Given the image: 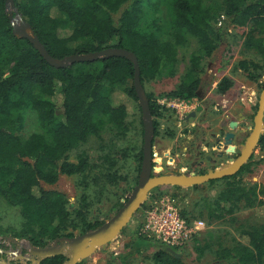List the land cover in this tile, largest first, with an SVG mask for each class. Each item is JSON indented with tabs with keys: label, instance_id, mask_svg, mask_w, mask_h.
<instances>
[{
	"label": "trees",
	"instance_id": "trees-1",
	"mask_svg": "<svg viewBox=\"0 0 264 264\" xmlns=\"http://www.w3.org/2000/svg\"><path fill=\"white\" fill-rule=\"evenodd\" d=\"M7 1L0 0V200L17 208L22 217L19 229H9L14 238L26 239L42 249L58 239L74 238L76 232L83 235L95 231L109 220L110 217L101 220L93 216L91 206L103 196L107 185L127 179L120 174L123 167L120 161L129 156L128 150L116 152L114 156L108 153L100 158L102 163L96 162L95 166L85 151L77 154L75 161L71 160V155L94 139L102 140L104 133L125 138L133 103L138 110L141 108L132 61L110 57L78 62L67 68L51 66L29 39L13 34ZM203 1L14 0V3L34 36L56 60L111 48L134 53L144 90L147 83L177 74V48L188 37L195 38L203 54L192 56L179 85L161 96L189 102L198 98L205 73L203 61L222 45L228 26H251L245 47L256 49L264 60V0H221L219 13L206 9ZM162 8H166L168 21L158 16ZM66 27L72 29L69 35L62 37L60 31ZM254 31L260 37H255ZM239 67L248 73L249 79H258L255 71L260 67L254 61H242ZM233 85L230 78H223L218 84V93L225 94ZM58 90L59 104L54 99ZM118 92L127 98L121 104L115 103L114 96ZM146 96L154 122V136H157V120L168 108L152 93L146 91ZM29 111L34 113L40 131L23 138L20 134ZM142 135L144 137V131ZM260 143L264 147V136ZM143 145L144 138L134 156L136 180L141 173ZM94 167L99 172L92 175L90 171ZM251 172L252 165H245L217 199L210 202L206 198L199 217L210 222L221 221L233 216L241 202H245V207L262 206L264 201L259 197L264 196V187L258 191L257 185L247 188L242 186V180L235 181L236 176ZM63 176L82 178L78 185L87 189L74 209L67 195L55 189ZM218 181H210L207 185ZM117 206L118 211L123 205ZM182 216L189 223L193 222L186 212ZM243 235L249 238V246L238 244L220 249L217 264H264V224L253 230H243ZM139 239L147 240L142 236ZM173 250L175 253L160 246L152 264H189L179 249ZM128 255L131 254L122 256V263ZM67 261L66 256L59 254L44 259L41 264Z\"/></svg>",
	"mask_w": 264,
	"mask_h": 264
},
{
	"label": "rangeland",
	"instance_id": "rangeland-1",
	"mask_svg": "<svg viewBox=\"0 0 264 264\" xmlns=\"http://www.w3.org/2000/svg\"><path fill=\"white\" fill-rule=\"evenodd\" d=\"M220 4L221 0L203 1V6L213 13L220 12ZM11 11L13 10L11 9ZM158 16H161L164 20H169L166 8H162ZM17 20L19 22V19ZM71 29V27H66L65 30L60 31L62 37L69 35ZM226 32L222 45L210 58L203 61L205 73L203 83L199 89L201 98H195L189 102L174 99L171 102L175 103V107L165 105L168 110L164 112L163 117L160 119L162 125L159 124V129L161 132H165L166 138L160 139V136H154L153 141L159 151H163L166 145H173V147L168 152V157L171 158H168L166 167L161 169L154 166L155 174L168 175L171 171L181 170V165L189 166L181 172L182 174L189 173V171H196L197 173L199 171L205 174L229 166L238 156V154L231 153L232 150L235 151L232 143L228 144V148L225 149L224 137L230 131L229 123L231 121H239L242 118L241 121L244 122V131H240L241 128H239L235 132L239 138L241 137L236 142L239 144L238 148L236 147L238 152L244 145L241 140H246L250 136L256 114L255 106L262 92V86L264 87V60L256 50H248L245 47L246 36L252 32L251 26L237 27L230 25L227 27ZM253 34L255 37H260L255 31ZM177 52V74L174 77H163L145 85V93L146 91L152 93L161 105H164V101L168 100L161 96L171 92L179 85L182 77L189 69L192 56L203 54V52H200L198 41L193 37H188V40L177 48ZM242 61H254L259 65L260 69L255 71L257 80L249 79L248 73L239 67V63ZM223 78H230L234 85L225 94H219L217 87ZM58 93L59 90L54 97L57 104L61 102V95ZM114 99L117 104L127 100L120 92L114 96ZM133 106L134 108L131 111L133 113L128 118V132L125 138L120 139L114 133H104L102 140L94 139L90 144L82 147L80 151H74L71 155V160L75 161L77 154L85 151L90 156L91 163L95 166L96 162L102 163L100 158L108 153L114 156L116 152L121 150H128L129 152V156L120 161L121 167L123 165L120 174L127 179L119 180L118 184L113 186L107 185L103 196L93 201L92 214L93 216H99L101 220L115 215L117 204L123 205L135 191L138 184L139 178L136 180L134 177L136 174L134 171L136 165L134 156L142 146L144 125H141V119L143 120L142 111L136 108L137 104L133 103ZM198 107H202V111L197 110ZM189 112H194L195 117L189 116ZM157 122L159 123V120ZM176 122H181L185 126L191 125L189 123H196L197 127L191 129L193 132L190 134V129H176ZM39 131L34 113L27 112L25 126L20 135L23 138H28ZM179 132L180 134H178ZM188 137L194 138L188 142L189 145L187 144ZM219 142H221L220 147ZM184 148L187 150L185 153L183 152ZM199 154L205 155L201 157L204 162L202 164L199 163L200 159H195ZM190 156H194L193 159H190ZM253 158L254 174L249 176L246 181L248 184L257 185V190L260 191L264 187V147L259 145L253 152ZM172 161L174 162L172 163ZM92 169L94 170H89L92 175L98 174V168L94 167ZM81 179L79 177L63 176L55 187V189L67 195L71 209L78 205L80 196L84 191H87L83 188L84 186L78 185ZM226 184V181L220 179L217 183L203 186L200 189L193 187L153 189L155 191H151L143 204L144 206L142 205L122 233L105 249L98 248L91 256L84 259V264H152L153 256L160 246L151 243L149 240L139 239V232L147 208H150L155 201L165 196L171 197L182 214L186 212V215L193 222H205V227L180 250L182 256L189 264H217V252L220 249L232 248L238 244L249 245V238L243 235V230H253L254 227L264 224V204L262 206L245 207V202H241L240 209L233 216L221 221L210 222L205 217H199L198 213L204 209L205 199L207 198L210 202L217 199L219 193L226 188ZM91 190L93 192L94 188H91ZM259 200L264 201V196H260ZM22 221L17 208L10 207L5 201L0 200V264H41L40 262L44 258L50 256L41 252L40 248L31 245L26 239L14 238L12 231L9 229H19ZM137 222L140 223L135 227ZM79 236L81 235L76 232L74 238ZM69 241L70 239H58L52 242L48 248L53 249L52 254L61 253L69 261L72 250L70 247L63 248V244H70ZM127 253L131 255L127 256L125 263H122L121 258ZM68 261L64 264H68ZM222 264L227 263L223 262Z\"/></svg>",
	"mask_w": 264,
	"mask_h": 264
},
{
	"label": "water",
	"instance_id": "water-1",
	"mask_svg": "<svg viewBox=\"0 0 264 264\" xmlns=\"http://www.w3.org/2000/svg\"><path fill=\"white\" fill-rule=\"evenodd\" d=\"M7 4L9 6L8 16L12 23L13 34L16 37L29 39L38 52L42 55V57L51 66L56 68H67L78 62H94L99 59L110 57L126 58L132 61L135 66L134 85L137 97L139 99V105L143 113L144 125V156L137 187L135 191L128 197L123 206L117 211V213L113 215L111 219H109L101 228L95 231L87 232L76 238H70V244H63V248L70 247L72 249L79 246L75 250L74 254H70L68 264H79L81 261L91 256L98 248L105 249L108 244L114 241L127 227V225H129L130 221L145 203L153 189L165 186L189 188L198 185H204L213 180L224 179L226 177L235 175L249 161L252 153L258 146L261 135L264 131V89L260 96L259 110L254 119V128L246 144L242 148L241 155L229 166L222 169L209 171L203 175H188L184 173L179 175L155 174V167L153 165V140L155 128L149 107V101L144 87L141 84L138 59L136 55L124 49L111 48L97 53L87 55L76 54L73 56H68L62 60H56L48 53L38 37L34 36L30 25L21 17L18 10L15 8L14 0H8ZM11 9L13 11H11ZM17 19H19V22H17ZM237 126L238 122L230 123V128L232 130H234ZM233 138V132L227 133L225 136V145L231 144ZM83 243L86 244V248L81 247ZM40 251L50 255L47 257L61 254H52L53 249L48 247L42 249L40 248ZM169 251L175 253L173 249H169Z\"/></svg>",
	"mask_w": 264,
	"mask_h": 264
},
{
	"label": "built area",
	"instance_id": "built-area-1",
	"mask_svg": "<svg viewBox=\"0 0 264 264\" xmlns=\"http://www.w3.org/2000/svg\"><path fill=\"white\" fill-rule=\"evenodd\" d=\"M164 105L175 107L171 100L164 101ZM204 227L203 221L189 223L182 216L176 202L165 196L155 201L145 212L139 235L154 244L182 250Z\"/></svg>",
	"mask_w": 264,
	"mask_h": 264
},
{
	"label": "flooded vegetation",
	"instance_id": "flooded-vegetation-1",
	"mask_svg": "<svg viewBox=\"0 0 264 264\" xmlns=\"http://www.w3.org/2000/svg\"><path fill=\"white\" fill-rule=\"evenodd\" d=\"M254 50H256V49H254ZM257 51V50H256ZM258 52V51H257ZM259 53V52H258ZM255 63V62H254ZM255 64H257V63H255ZM259 70V69H258ZM257 70V71H258ZM263 89H264V87L262 86V91H263ZM262 93V92H261ZM260 96H261V94H260ZM260 96H259V99H258V102H257V104H256V114H257V112H258V110H259V101H260ZM198 98H201V93H200V90H198ZM197 110H199V111H202V107H198L197 108ZM256 114H255V116H256ZM255 116H254V119H255ZM193 117H195V114H193ZM254 119H253V128H254V125H255V123H254ZM242 120V118L239 120V121H231V122H238V126L234 129V130H232L231 128H230V131L229 132H233L234 133V138H233V141H232V145L235 147V151L234 150H232V154L234 153V155H237L238 154V156H236V158L234 159V161L241 155V151H242V148L240 149V151L238 152L237 151V148H238V146H239V144H237L236 142H237V139L239 138L238 137V135L235 133L239 128H241L240 129V131L242 130V131H244V122L243 121H241ZM230 122V123H231ZM243 122V123H242ZM264 122V121H263ZM230 123H229V127H230ZM200 124V123H199ZM196 127H197V124H195L194 125V128L196 129ZM253 130V129H252ZM229 132H227V133H229ZM226 133V134H227ZM226 134H225V136H226ZM251 134V133H250ZM264 136V132L262 133V135H261V138H260V142H261V139H262V137ZM241 138V137H240ZM239 138V139H240ZM249 138V137H248ZM248 138H246V140H241V142H243L244 143V145L246 144V142H247V140H248ZM224 142H225V137H224ZM259 142V144H258V146L260 145V146H262L261 145V143ZM234 143V144H233ZM220 145H221V142H219V147H220ZM243 145V146H244ZM257 146V147H258ZM237 147V148H236ZM256 147V148H257ZM228 148V145L226 146L225 145V149H227ZM255 151V150H254ZM231 154V155H232ZM200 156V157H199ZM199 156H196L195 157V159L196 160H199L200 162V164H202V163H204L203 162V160L201 159V157H203V156H205V155H200L199 154ZM233 161V162H234ZM174 161H172V163H173ZM247 164H251L252 165V172L251 173H247V174H245V175H242V174H240V175H238V176H236V178H235V181H239V180H242L243 182H244V184L242 185V186H244V187H247V188H249V187H254V184H248V182L246 181V179L249 177V176H252L253 174H254V158H253V153H252V155H251V157H250V159H249V161L245 164V165H247ZM244 165V166H245ZM243 166V167H244ZM242 167V168H243ZM242 168L240 169V171H238L235 175H237L239 172H241V170H242ZM189 170V169H188ZM184 170H180V171H176L177 173L176 174H182L181 172H183ZM172 173H174V171H171L169 174H172ZM194 173V174H193ZM184 174H188V175H203L204 173H201V172H199L198 171V173L196 172V171H189V173H184ZM206 174V173H205ZM235 175H233V176H230V177H226V178H224V179H222V180H224V181H226L227 182V184H226V188H227V185H228V183L229 182H234V180L233 179H231L232 177H234ZM195 187V186H194ZM225 188V189H226ZM258 189V188H257ZM260 198V197H259ZM246 246H249V245H246Z\"/></svg>",
	"mask_w": 264,
	"mask_h": 264
},
{
	"label": "crops",
	"instance_id": "crops-1",
	"mask_svg": "<svg viewBox=\"0 0 264 264\" xmlns=\"http://www.w3.org/2000/svg\"><path fill=\"white\" fill-rule=\"evenodd\" d=\"M193 114H194V112H189V116H193ZM193 122V121H192ZM159 124L160 125H162L161 124V122H160V119H159ZM186 124H188V123H186ZM189 124H191V125H189V126H185V124H183V123H181V122H176V129H182L183 130V128L184 129H194V125L196 124V123H189ZM159 125V126H160ZM199 129V128H198ZM158 131H159V135H157V136H160V139H162V138H166V135H165V132H161L160 131V129H158ZM191 132H193V130H191V131H189V133L191 134ZM178 134H180V132L178 133ZM191 136V135H190ZM156 137V136H155ZM194 139V138H193ZM192 138H190V137H188L187 138V144L189 145V143L188 142H190V140H193ZM182 146H185V145H182ZM173 147V145H166V148L163 150V151H159L158 149H157V147H156V143L153 141V151H154V158H153V163H154V166H156V167H158V168H161V169H164L165 167H166V163H167V160H169L168 158H171V157H168L169 156V151H170V149ZM172 150V149H171ZM187 150H186V148H184L183 149V152L185 153ZM161 152V153H160ZM193 157L194 156H190V159H193ZM172 160H174V159H172ZM177 161H180V160H177ZM181 165V164H180ZM181 167V170H185L186 168H189V166H186V165H181L180 166ZM177 171H180V170H177ZM177 172L176 171H174V173H172V174H176ZM220 180V179H219ZM208 183H206V184H204V185H202V186H206ZM166 188L167 187H171V186H165ZM194 188V187H193ZM161 189H163L162 187H161ZM139 223L140 222H137L136 223V226L135 227H137L138 225H139Z\"/></svg>",
	"mask_w": 264,
	"mask_h": 264
},
{
	"label": "bare ground",
	"instance_id": "bare-ground-1",
	"mask_svg": "<svg viewBox=\"0 0 264 264\" xmlns=\"http://www.w3.org/2000/svg\"><path fill=\"white\" fill-rule=\"evenodd\" d=\"M79 246H77V247H74V248H72L71 250H72V253H71V255L72 254H74V252H75V250L78 248ZM81 247H84V248H86L87 246H86V244L85 243H83V245L81 246ZM47 251V250H46Z\"/></svg>",
	"mask_w": 264,
	"mask_h": 264
}]
</instances>
